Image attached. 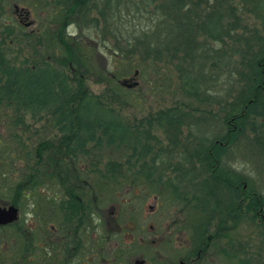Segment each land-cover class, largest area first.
I'll return each mask as SVG.
<instances>
[{"label": "trees", "instance_id": "trees-1", "mask_svg": "<svg viewBox=\"0 0 264 264\" xmlns=\"http://www.w3.org/2000/svg\"><path fill=\"white\" fill-rule=\"evenodd\" d=\"M38 1L40 3V0ZM41 1L45 10L49 12L48 23L51 32L36 37L35 34L24 32L19 26L15 29L9 24H3L4 28L0 31V111L10 112L8 128L16 130L19 128L20 132L23 129L29 130L26 124L28 115L32 118L46 115L51 121L52 128L57 129V134L49 140L38 142L32 161L23 165L21 177L15 182L13 198L2 206L12 204L18 207L19 202L16 198H29L39 187L51 188L53 185L65 192L80 193L78 198L83 200L81 195L83 188L92 190L91 181L94 176L98 187H104L106 184V189L112 190L118 186L122 188L125 165L129 173L135 175L152 174L154 167L159 168L157 172L161 176L168 168L172 174L176 172L188 174L191 171L192 174L217 175L219 172L215 170L212 173V170L236 137L247 133V126L252 127L250 132L261 128L258 138L254 141L257 143L259 141L261 149L264 150V42L258 53L253 54L248 62L241 63L246 66V71L239 73L242 85L234 97L225 103L227 109L220 123L229 132L226 131L211 140L203 139L193 150H183L178 157L176 156L178 162L175 166H164V163L158 162L161 156L158 154V137L154 134L155 131H163L173 146L181 134L185 120L190 119L196 124L198 120L206 118L203 115L207 114L206 110L200 106L190 107L184 102H178L132 125L127 123L112 105L116 103L118 107L119 103L123 104L119 92L134 87L125 85V81L120 80L125 73L119 70L100 72L97 81L104 84L106 92L101 96L94 95L86 87L90 69L85 65L84 53L90 47L85 43L83 33L87 29L97 31L102 24L104 33L112 31L114 46L110 53L115 56V64L130 65L137 57L141 59L140 61H153L156 65L161 61L172 65L173 61H176L177 64H174L173 68L178 78L179 93L183 98L191 100L193 98L198 105L212 106L207 91L204 92L200 84V79L204 75L198 64L208 57L220 56L218 49L212 48L211 44L222 42L223 38L229 37L232 33L233 29L228 26L236 24V10L231 7L234 0H212V5L204 8L207 10L205 14L201 11L202 3L210 0H191L192 6L183 3L190 0H163L161 8L164 12L161 14L164 19L159 22L160 35L155 34L156 31H151L152 26L148 28L149 30L138 33L122 34L116 31L110 19L111 16L115 19V14L119 12L120 5L117 1L114 3H110L109 0H104V3L99 0ZM97 1L100 2L99 5ZM175 13L179 20L176 26H173V32L169 25L171 22L169 17ZM5 14L4 3L0 0V21ZM231 18L234 24L226 23ZM154 25L156 24L153 21ZM72 26L78 30L75 35L66 33ZM14 29L22 34L15 36L18 32L13 33ZM198 35L204 36V40L200 41ZM12 37L13 39L8 42L7 40ZM21 39L31 41L32 50L36 56H40L36 58L39 61L29 56L24 57L23 61L16 62L15 57H12L11 46L13 40ZM41 49H44L45 54L51 51L49 55L52 59L43 58ZM144 64L147 65L148 62ZM14 138L20 142L17 134ZM219 143L228 145L220 146ZM111 149L127 150L125 162L108 160L103 164L92 162L90 168L84 167L82 158L92 152ZM16 161L19 159H16L12 152L3 150L0 153V178L3 182L5 177L14 173L12 169ZM160 181L169 185L173 189V194L175 193L172 180ZM47 201L50 207L58 206L53 198ZM32 203L38 207L36 200ZM83 206V203L79 205L71 197L66 205L63 201L59 203V208L66 212L70 211L72 216H76L78 208ZM216 211V208L206 207L199 208V211L193 210L192 214L196 218H193L191 223L195 238H202L204 233L208 232L202 225L211 222ZM24 227L25 222L23 224L17 221L11 225L0 226V229L14 231V238L21 241L20 254L14 259L19 258L22 264H28L27 256L37 254L39 247L35 243L37 241L30 235V228ZM32 245L31 252L29 246Z\"/></svg>", "mask_w": 264, "mask_h": 264}, {"label": "rangeland", "instance_id": "rangeland-1", "mask_svg": "<svg viewBox=\"0 0 264 264\" xmlns=\"http://www.w3.org/2000/svg\"><path fill=\"white\" fill-rule=\"evenodd\" d=\"M2 1L6 14L3 15L0 21V31L4 28L3 24H9L15 29L19 26L24 29V32H30L32 35L35 34L36 37L52 31L48 23L49 12L45 10L41 0L40 3L38 0ZM99 1L104 3V0ZM99 1H97V5L100 4ZM109 1L110 3L117 1L120 5L119 12L115 14V19L112 16L110 19L116 31L122 34L125 32L138 33L142 30L146 31L152 26L151 31H156L155 34H161L159 33L161 31V24L159 22L164 19H162L163 15L161 14V12H164L161 8L164 4L163 0ZM183 3L190 6L193 5L191 0ZM211 5L212 0L202 3L201 11L204 14L207 13V10L204 8ZM231 7H234L236 10V24L233 23L234 20L232 18L226 21V23L234 24L228 26L230 29H233L232 33L229 37L223 38L222 42L211 44L212 48L218 49L217 52L220 53V56L217 58L215 56L208 57L207 59H203L204 62H198L204 75L200 79V84L203 87V91H207L206 94L209 96L212 106L198 105L193 98L192 100L191 98H183L182 94L179 93L178 78L173 68V65L177 64L176 61H173L172 65L165 64L164 61L156 65L153 61H140L141 59L139 60V57H137L130 65L129 63L117 65L114 62L115 56L110 53L111 48L114 46V41L111 38L112 31L104 33L101 24L97 31L87 29L83 33V39L90 47L85 51L84 58L86 67L90 69V72L87 74L86 87L91 93L98 96L106 94L104 84L98 83L97 81V75L100 72H114L115 70H119L125 73L124 77L120 79L125 81V85H136L133 88H127L126 91L119 92L122 96L123 104L119 103L118 107L116 103L112 104L116 108V112L120 116H123L127 123L132 125L138 124L146 116L178 104V102H184L190 107L200 106L202 107L201 109L206 110L205 112L207 114H203L206 118L202 119V121L198 120L196 124L190 119L185 120L181 128V134L173 146L163 131H155L154 134L158 137V154L161 156L158 162L160 164L164 163V166H173L177 160L175 158L183 150H193L203 139L211 140L218 135H223L227 131L226 127L224 128L220 121L227 109L225 103L234 97L236 91L242 85V81L239 80L241 78L239 73L246 71V66L241 65V63L248 62L253 54L258 53L264 42V0H234L231 3ZM26 11L30 13L29 18L21 19L18 15H24ZM92 14H95V12H92ZM169 19L171 20L169 23L170 28L174 32L173 26H176L179 20L178 16L175 13ZM153 21L156 24L154 26ZM26 23H29V25L24 27ZM15 29L13 33L18 32ZM66 33L75 35L78 33V30L75 26H72L67 29ZM18 34L21 35L22 32L16 33L15 36ZM198 38L200 41L204 40V36L198 35ZM11 39L13 37L7 41L10 42ZM102 40H104V44H102ZM31 46V41H24L23 39L19 41L13 40L12 50L10 49L13 51L12 57H15L16 62L23 61L24 57L29 56H33L32 59L36 60L40 56L35 55ZM40 52L43 58L47 57L48 60L52 59L49 55L51 51L45 54L44 49H41ZM145 62H148V64L145 65ZM9 116V111H0V153L3 150L8 153L12 152L14 157L16 159L18 158L19 161L15 162L12 169L14 173L12 175L7 176V178L5 177L4 182L0 178V206L6 204L13 198L15 182L21 177L20 173L23 172V165L32 161L37 143L52 138L56 132V129L52 128L49 118L46 115H41L40 118H32L28 115L26 124L29 130L26 131L23 129L21 132L19 128L18 130L8 128L10 122L8 120ZM250 127L247 126L248 129L245 135H238L236 137L235 141L224 151L220 162L223 160L222 166L226 171H230V174L233 173L239 177V180L246 181L250 187H256V183H263L262 181H264V150L259 149V144L255 145L257 142L256 140L254 141L255 138H258L261 128L250 132L249 130L252 128ZM16 134L20 137V142L14 138ZM258 143L260 142L258 141ZM127 155V150L112 151L111 149L92 152L89 156L82 158L83 160L81 161L84 163V167L90 168L92 162H100V164H103L105 161L115 160L121 163L126 159ZM169 170L168 168V171L164 175L172 174L171 172L169 173ZM91 182L93 184L92 190L88 191V188H83V191L91 193L84 195L88 198L87 202L91 199L93 200V197H95L94 201L96 200L97 210L100 215V219L97 220L102 221V224L97 221L100 225L97 227L96 240L98 247L102 248L103 251L100 252L97 249V256L106 257L107 253L105 250L109 249L101 240L107 235L108 230L112 228L109 225L107 227L106 222L112 224L113 222H117L122 225L127 220H132V222L144 224L146 227L158 224L155 228L156 234L160 238L174 237L172 236L170 225L176 222L182 223L177 228V237L189 238L193 235L192 226H188L194 218L193 214L189 211L177 213V208L174 207V202L171 201L169 192H162L160 194L157 201V210L154 213L149 212V207L154 206V201L152 198L150 200L147 199L145 201L146 203L143 204V211L140 213L139 218L134 219L133 214H129L130 218L128 216L126 217V208L122 207V197H125L122 188L118 186L110 190L106 189V184L103 185L104 187H98L95 176ZM43 187H39L37 192L31 194L29 198H16L19 202V222H23V224L25 222L26 227L24 229L30 228V235L33 237L32 239L37 241L35 243L38 246L42 242V231L44 229L42 220L44 219V213H46L47 200L55 197V201H57L61 198L60 188ZM33 200L37 201L38 207L32 203ZM111 211L112 214L110 215L109 213ZM115 231L116 229L112 228L111 245L114 246L115 243H118V246L123 247V244L120 243L122 236H115ZM212 232V230H209V233ZM26 233L28 232L26 231ZM134 237L135 241L130 243L131 246L123 253L122 259L125 264L127 262L133 264L134 260L139 258L140 251L147 249V247L143 246L142 248L137 243L136 240L139 238L137 233L134 234ZM145 238L151 239L152 236L145 234ZM20 244V239L14 238V231L12 229H0V264H2V261H4V264H22L19 258L14 259V257L20 254ZM115 250L114 247L111 248V251ZM148 255L146 252L145 254L143 253V256L147 259H149ZM97 259L99 260V258Z\"/></svg>", "mask_w": 264, "mask_h": 264}, {"label": "flooded vegetation", "instance_id": "flooded-vegetation-1", "mask_svg": "<svg viewBox=\"0 0 264 264\" xmlns=\"http://www.w3.org/2000/svg\"><path fill=\"white\" fill-rule=\"evenodd\" d=\"M29 15V11H26L24 15L18 16L21 19H28ZM234 128L235 126L232 129ZM54 134H57V129ZM219 145L227 146L228 143H219ZM255 145L261 149L260 143ZM177 162L176 160L175 164ZM222 162L217 163L212 170V173L217 170L219 172L217 175L192 174L190 171L188 174L176 172L161 176L157 172L159 169L157 167L153 168L152 174L135 175L130 174L125 165L126 172L122 177L124 180L122 191L125 197H122L121 204L126 208V217L130 218L129 214H133L134 219L139 218L143 204L151 198L154 206L149 207V212L154 213L157 210L160 194L169 192L177 213L188 211L192 213L193 210L199 211L201 207L217 209L211 222L202 225L208 230L202 238H195L194 235L189 238L177 237V228L182 223L174 222L170 225L174 237L160 238L155 228L158 224L146 227L132 220H127L122 225L117 222L113 224L106 222L107 227L109 225L116 229L115 236H122L120 243L125 248L118 246V243L111 245L112 228H110L107 235L101 239L110 250H105L106 257L97 256V249L100 252L103 250L98 247L96 240L97 227L102 221L97 220L100 219V215L96 200L94 201L95 197L87 202L88 198L84 195L91 194L88 191L81 193L83 199L81 200L78 198L80 193L61 190L60 199L55 201V197H52L58 206L50 207L47 201L46 213L42 220L44 227L42 242L38 246L37 254L27 256L28 264H125L122 259L123 253L131 246L130 243L135 241V233L139 237L137 243L147 249L140 251L139 258L134 260L133 264H140L138 262L141 264H264V181L256 183V187H250L246 181L239 180L235 174L226 171ZM160 179L172 180L175 193L173 194V189L169 185L162 184ZM69 197L76 200L79 205L82 203L84 205L83 208H78L76 216H72L70 211L66 212L59 208V203L63 201L66 205ZM109 214L111 215L112 211ZM17 221H19V209ZM188 226H192V223ZM209 230L213 232L209 233ZM145 234H150L152 238L146 239ZM112 247L116 250L111 251ZM32 248L33 245L29 246L31 252ZM145 252L149 254V259L143 256Z\"/></svg>", "mask_w": 264, "mask_h": 264}, {"label": "water", "instance_id": "water-1", "mask_svg": "<svg viewBox=\"0 0 264 264\" xmlns=\"http://www.w3.org/2000/svg\"><path fill=\"white\" fill-rule=\"evenodd\" d=\"M29 23L26 24L28 26ZM134 86H136L134 84ZM18 220V208L14 205L0 207V226L10 225ZM141 264V262H138Z\"/></svg>", "mask_w": 264, "mask_h": 264}]
</instances>
